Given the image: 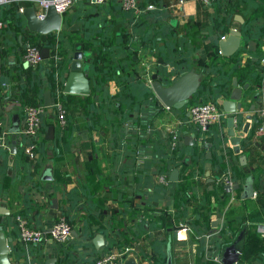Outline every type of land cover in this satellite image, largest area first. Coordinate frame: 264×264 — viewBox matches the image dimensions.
<instances>
[{"label":"crops","instance_id":"1","mask_svg":"<svg viewBox=\"0 0 264 264\" xmlns=\"http://www.w3.org/2000/svg\"><path fill=\"white\" fill-rule=\"evenodd\" d=\"M137 1L142 9L126 15L122 0L99 4L74 0L62 13L61 28L45 34L28 28L20 8L33 5L29 0L0 4V129L6 140V145L0 146V231L7 237L8 260L11 264H94L98 256L112 251L117 253L116 264H164L165 244L169 241L171 264H221L224 252L231 259L236 255L231 264H264V115L258 113L264 107V72L256 80L243 79L247 57L260 59L264 65V0H256L255 6L246 4V0L238 1V5L232 0ZM149 3L154 6L147 8ZM142 12L147 15L133 32L134 17ZM237 14L242 22L236 19ZM250 20L260 32L256 36L242 30V24ZM234 26L242 31L240 50L235 53L242 71L232 73L227 95L219 94L215 103L224 109L222 103L229 98L233 77L241 87L248 83L236 100L241 106L234 113L236 133H243V127L248 126L240 139V151L235 152L228 134L227 112L221 122L215 123L225 142L216 150L210 141L205 142L210 146L204 152V166L193 172L183 163L181 168L173 166L169 157L161 154L165 151L163 140L184 130L179 141L185 146L195 142V130H185L183 118L189 120L190 103L201 101L217 87L206 65L217 56L221 36L227 37ZM161 31L169 33L161 35ZM250 39L256 43L254 50L247 48ZM28 40L47 46L49 59L34 65L25 62L22 53ZM151 41L163 47L171 45L181 59L190 57L191 67L202 72V80H208L179 108L160 105L153 95L160 110L151 127L142 124L152 132L140 139L145 148L143 156L132 162L127 139L130 126L112 114L103 93L99 95L98 91L105 87L110 94L116 93L118 84L107 76L114 65L123 71L132 64L129 57L137 64L129 67L128 73L134 74L135 67L140 68L138 77L147 85L145 75L158 73V64L171 70L163 55L154 54L155 46H149V52L143 50L144 44ZM131 45L135 50L128 56L125 49ZM56 49L60 56L50 67ZM77 49L87 67L88 94L63 89L64 73ZM218 55L224 62V72H229L235 59ZM159 57L165 64L158 62ZM47 67L53 74L46 75ZM57 86L63 89L65 125L61 126L53 108L46 106L40 132L27 135L22 131L25 106L44 104L45 90L51 91L53 99ZM49 125H54L52 138L45 137ZM190 134L193 143L185 141ZM27 146L32 147V154L25 151ZM208 150L211 157H206ZM216 154L222 159H216ZM241 154L245 156L244 164ZM184 158L188 163L191 155ZM174 168L178 177L171 180ZM226 171L235 181L232 200L220 179ZM248 173L253 176L255 195L242 198ZM161 175L167 183L160 180ZM17 214L38 228L48 227L58 216H64L73 226L71 235L64 242L22 241ZM251 233L255 240L249 237Z\"/></svg>","mask_w":264,"mask_h":264},{"label":"trees","instance_id":"2","mask_svg":"<svg viewBox=\"0 0 264 264\" xmlns=\"http://www.w3.org/2000/svg\"><path fill=\"white\" fill-rule=\"evenodd\" d=\"M238 1L240 0H232L236 5H238ZM243 1V0H241ZM246 4H249L250 6H255L256 0H246ZM260 4V1H258ZM139 5V3H138ZM142 6L140 5V8ZM142 9V8H141ZM147 15V13H140L139 15H136L133 20V32L137 30V26L141 23L143 18ZM242 30L245 32L246 30H250L254 36H256L259 31L257 32L255 28V24L253 20L246 21L242 24ZM166 33H169V31L163 32L161 31V35H164ZM257 33V34H256ZM122 44L125 46V42H122ZM149 46H155L156 51L154 52L155 55H163L164 58L167 60V64L172 66L171 70L167 69L166 65H159L157 66L158 73H161L163 77V83L169 84L173 80H175L181 73H184L188 71L193 63L191 62L190 57L183 56V59H181V56L178 53H174L171 45L167 44L166 47L160 46L157 44L156 41L148 42L147 44H144L143 50L150 51ZM246 47H242V50ZM119 50L121 51L122 48L120 47ZM133 50H135V46L131 45L125 49L128 56H131L133 53ZM240 50V49H239ZM238 50V51H239ZM217 53L220 54L219 50L217 49ZM237 51V52H238ZM236 52V53H237ZM216 57H212L209 62L206 65V68L208 70V73L214 74L213 80L216 82L217 87H223L224 89H212V93L210 95H206L204 99H202L199 102L213 100L214 102H217V96L219 94H223V96H226L228 93V86L231 83V75L232 73L239 72V62L240 58L235 54L230 55L231 58L235 59V64L233 67H231L229 72H224V62L220 57L218 58V55ZM50 67L54 65V61L51 59L50 61ZM129 62L132 64L125 66L123 71H120L119 66L111 67L110 70L112 73L107 76L108 78L114 79V81L118 84V90L114 94H110L109 90L105 87L102 91H98L99 95L103 93V96L105 98V101L108 102L107 108H109L112 112V114L117 117L121 118L120 121L127 123L130 126V133L129 137H127L129 142V148H130V156L129 161L136 162V159L142 158V150L145 148L144 143L140 141L143 136H149L151 135L152 130L146 131V128H142V124H146L148 127L152 126V123L154 119L156 118V115L158 114L160 110V106L156 103L153 97V92L151 88L141 79L138 77V74L141 72L140 68L134 69V74L128 73L129 67L136 65V61H132L129 57ZM245 69H243V79L244 80H256L261 76L264 72V65L260 63V59L253 60L251 57H247L245 61ZM50 67L46 68V75L53 74V71L50 69ZM241 67V66H240ZM239 67V68H240ZM242 70H240L241 72ZM208 77H206L201 82L200 89H202L205 86V83L207 82ZM63 79L60 78V84H62ZM98 87V86H97ZM199 89V90H200ZM34 103V102H33ZM196 103V102H195ZM119 104V105H118ZM118 105V106H117ZM47 108V107H46ZM121 110H123L121 112ZM45 111V110H44ZM44 111L41 114V118L43 119ZM120 114V115H119ZM56 118V115H55ZM114 118V117H113ZM184 123L187 124V127L184 128L185 130H195L196 136L199 135V128L193 124L191 121L188 120L187 117L183 118ZM42 122V121H41ZM121 122L119 124H121ZM135 122V123H134ZM60 128V127H59ZM121 128V127H120ZM184 130H177L176 131V139L173 140V133L169 134L166 139L163 140V146L162 149L165 151L161 154L163 156L169 157V163L173 166L181 168V164L183 163L187 170H190L191 172L195 171L197 167L204 166V152L206 149L205 143L203 145H200L197 140L193 143L192 146H185L179 141V136L182 135V132ZM207 141L211 142V146L215 148H221L222 143L225 142L226 137L222 135V132L217 124L213 123L210 124L207 128ZM166 146V147H165ZM132 147V148H131ZM141 151V152H140ZM222 152L224 150L222 149ZM190 154L191 159L188 163L185 162V155ZM221 154V153H220ZM216 159L221 160L222 158L218 154L215 155ZM169 164V165H170ZM161 174H164V170L160 169ZM168 174V173H167ZM173 184H178V181H173ZM254 234H250V238L252 240H255Z\"/></svg>","mask_w":264,"mask_h":264},{"label":"water","instance_id":"3","mask_svg":"<svg viewBox=\"0 0 264 264\" xmlns=\"http://www.w3.org/2000/svg\"><path fill=\"white\" fill-rule=\"evenodd\" d=\"M90 2V1H89ZM24 16L26 18V23L28 28L32 31H36L42 34L49 33L53 30H59L62 26L63 15L59 13L53 5L46 6L44 10V16L39 18L37 16L36 8L34 5L25 6L22 9ZM134 11V8H129L124 11V14L131 15ZM236 19L240 22L243 21V18L240 14H237ZM242 31L234 26L230 29L227 37L219 41V51L225 56H230L235 54L241 46ZM255 41L250 39L247 43V48L249 50L255 49ZM41 54L44 57L49 55V49L47 46L41 47ZM158 62L165 64V61L162 57L158 58ZM69 70L64 73L65 80L63 83V89L65 92L71 93H81L88 94L90 93V83L88 75L86 72V66L82 64V52L77 49L73 54V59L70 63ZM201 75L202 72H196L194 67H191L188 71L179 75L175 80L169 84L163 83V78L157 72H153L151 75V89L155 94V99L160 105H165L168 107H182L195 93L200 89L201 85ZM232 89L229 95V98L224 99L223 107L226 112L229 113L227 116V125H228V134L231 137V142L234 144L235 152L240 151V139L244 132L247 131L248 126L243 127V133H236L234 129L235 124V115L237 109L240 108L241 102L236 101L240 98L243 88H246L248 83H245L242 87L238 85L236 77L232 79ZM43 103L45 106H50L52 104V96L50 90H45L43 94ZM54 136V125H49L46 130V138H52ZM185 141L187 143H193V135H186ZM206 146H210V142L206 143ZM12 151H14V145L12 146ZM206 157H211V152L208 150L206 152ZM241 163H245V156L240 155ZM178 177V170L174 168L169 178L171 180H176ZM241 197H251L255 195L253 176L248 173L245 177L243 184ZM4 212V211H2ZM4 232L0 231V264H11L8 260L7 252V239ZM228 255L224 252L221 254L220 261L221 264H231L232 259L227 257ZM226 257V258H225ZM227 259V260H226ZM49 261V260H48ZM53 261V260H52ZM108 264V263H105ZM164 264H171V252H170V243L169 241L165 244V260Z\"/></svg>","mask_w":264,"mask_h":264},{"label":"built area","instance_id":"4","mask_svg":"<svg viewBox=\"0 0 264 264\" xmlns=\"http://www.w3.org/2000/svg\"><path fill=\"white\" fill-rule=\"evenodd\" d=\"M8 0H0V4ZM36 8L37 16L39 18L44 16V10L46 6L53 5L59 13H63L66 9L73 3L74 0H29ZM90 3L99 4L106 0H88ZM204 3H209L213 0H200ZM122 6L124 9L134 8V11L139 10V5L137 0H122ZM153 3L147 4V8L153 7ZM21 10L23 8H20ZM3 26V21L0 19V29ZM221 38H225V35H222ZM1 46V42H0ZM59 53L56 49L52 54V60L55 62L59 59ZM22 58L25 62L29 64H37L45 59H49V56L44 57L41 54V45L35 41L28 40L25 44ZM264 63V57L262 58ZM1 74V70H0ZM145 81L151 87V76L146 74ZM54 96L52 99V104L50 105L56 116L57 121L61 126L65 125L66 122V108L63 105L61 94L63 89L61 86L55 88ZM154 93V92H153ZM155 96V94H153ZM45 105L42 103H32L25 106V123L23 125L22 131L27 135L33 136L36 135L41 130V114L45 109ZM187 113L189 120L199 128V135L196 136V140L200 145H203L207 141V128L210 124L219 123L223 118L226 117L227 112L218 106L214 101L208 100L203 102L190 103L187 107ZM258 113L264 115V107L258 110ZM1 124V121H0ZM173 138H176V133L173 134ZM5 132L0 129V146H5ZM31 146L25 147V151L29 154H32ZM139 161V160H138ZM223 182L224 190L230 195V199L235 198V181L229 171L223 173L220 178ZM160 180L167 183L168 179L161 175ZM16 226L18 229L19 237L22 241L25 242H64L69 238L72 232V224L64 217L58 216L53 223L48 227H33L30 226L27 220L17 214L15 215ZM262 231L261 227H258ZM117 253L108 252L98 256L94 260V264H116ZM214 260L217 259V256L212 257ZM246 264V263H241Z\"/></svg>","mask_w":264,"mask_h":264}]
</instances>
